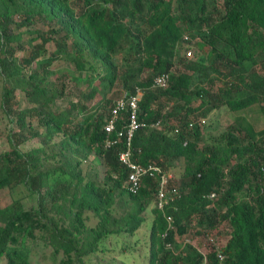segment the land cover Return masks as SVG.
Masks as SVG:
<instances>
[{
  "label": "trees",
  "instance_id": "1",
  "mask_svg": "<svg viewBox=\"0 0 264 264\" xmlns=\"http://www.w3.org/2000/svg\"><path fill=\"white\" fill-rule=\"evenodd\" d=\"M214 2L0 0V264L38 263L46 251L51 264H88L147 224L142 264H264V128L238 115L205 129L222 107L257 106L264 121V0ZM58 61L84 90L67 91ZM116 83L140 92L134 158L160 168L136 193L118 157L128 113L104 131ZM163 174L172 200L160 210ZM191 228L206 240L179 243Z\"/></svg>",
  "mask_w": 264,
  "mask_h": 264
},
{
  "label": "rangeland",
  "instance_id": "2",
  "mask_svg": "<svg viewBox=\"0 0 264 264\" xmlns=\"http://www.w3.org/2000/svg\"><path fill=\"white\" fill-rule=\"evenodd\" d=\"M218 6L221 5V0H215V2ZM32 30H37L41 33H47L48 35H50V33L48 32V28L47 27H42L41 24L38 25L36 24V26L31 28ZM25 28L22 29V31H24ZM27 39L30 38V36H26ZM54 42L50 41L46 44L45 48H46V53L50 54L54 51ZM192 51V55L191 56H187V51L188 50ZM185 51V55L186 57H188L189 59L192 60H196L201 54L198 53L197 49L192 47L189 48ZM25 54L23 52H17L16 53V58L20 59L24 56ZM44 57V56H43ZM42 57V58H43ZM123 60V56H117L116 57V61L117 63H121ZM176 65L173 67L171 73L173 74H180L182 72H184L180 65L178 64V60L176 61ZM51 68L55 71V76L60 77L59 79L63 80L65 82V85L67 87V91L69 93H74L76 91V89L78 90H84L86 87L83 84H78L71 78V74H73L75 72L74 68L67 62L64 61H58V62H54V64L51 66ZM50 68V69H51ZM28 71V70H26ZM86 75L85 73L83 74V76ZM151 75L150 71H146L144 73H142L140 75L141 78H145ZM78 87V88H77ZM126 90H124L122 88V85L119 83H116L113 87V89L111 90L108 98L111 99V101L114 103L115 100L119 99L121 96L124 95ZM16 95L19 97H22L23 93L20 90L16 91ZM72 97V96H71ZM74 101H76V98H73ZM257 112V113H256ZM238 115H242L245 116V118L251 122H253L256 125V128L258 130L264 128V121L262 119V117L259 114L258 111V107L257 106H253L250 110L247 111H242L238 114L236 113H232L230 111H228V109H226L225 107H222L216 111H214L208 119H206V124H205V129H208L210 131H217L220 129H225L228 126L232 125L234 122V119L236 118V116ZM200 147H202V144L199 145ZM179 169L175 171H172L174 175H177L176 173H178ZM264 186V183H263ZM4 199H6V201H9V195L4 194L3 195ZM153 207V204L150 205V208ZM150 210V209H149ZM147 211L145 213L146 217L150 220L152 219V215L150 213V211ZM148 228L149 225H144L143 227H141L133 236L128 237V236H120L117 238H112V244L110 247L107 248V250H105V253H103V256L100 258H93L92 260L89 259L87 260L88 264H142L143 261V257H141V250H139L140 248H142V245L144 244V241L147 237V233H148ZM222 229V228H221ZM194 231L192 228L191 230H188L187 233H185L183 236H178L177 235V241H179V243H181V240H184L186 243H191L192 245H197L200 244L201 242H204L206 240L205 236H200V237H192L194 234ZM223 231V230H220ZM211 238V237H208ZM122 246H127L128 248H125V250L127 249V252H122L123 247ZM42 251V250H41ZM43 258H41V260L38 263H34V264H51V260H48L49 258V252L46 251L43 255Z\"/></svg>",
  "mask_w": 264,
  "mask_h": 264
},
{
  "label": "built area",
  "instance_id": "3",
  "mask_svg": "<svg viewBox=\"0 0 264 264\" xmlns=\"http://www.w3.org/2000/svg\"><path fill=\"white\" fill-rule=\"evenodd\" d=\"M186 39V38H185ZM187 56L192 55V51H187ZM169 75L164 74L157 76L153 79L152 86L154 88H165L167 85ZM139 99L140 92L137 91L135 95L124 94L114 103V107L111 114V119L104 126V131L106 133H112L115 130V122L121 118L120 113L127 112L126 128L124 133H119L118 138L123 137L125 140L126 149L119 153V161L128 170L127 173V185L131 193H136L140 188L143 187V180L145 176H153L156 173H160V168L155 165H142L134 158V151L132 149V139L135 133L145 127L144 123L139 121ZM201 124H205V120L201 121ZM157 126V125H155ZM152 125V127H155ZM107 146L113 145L114 143L107 141ZM172 176L169 174L161 175V182L159 191L157 193V208L162 210L164 205L167 204L169 200L168 197L170 190L166 188V183ZM214 197V195H211ZM212 242L213 240L210 239Z\"/></svg>",
  "mask_w": 264,
  "mask_h": 264
}]
</instances>
